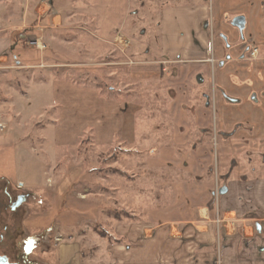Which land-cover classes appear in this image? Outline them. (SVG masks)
Returning a JSON list of instances; mask_svg holds the SVG:
<instances>
[{"label":"rangeland","instance_id":"374dc122","mask_svg":"<svg viewBox=\"0 0 264 264\" xmlns=\"http://www.w3.org/2000/svg\"><path fill=\"white\" fill-rule=\"evenodd\" d=\"M37 1L0 0V16L35 15ZM53 1L58 26L25 38L23 65L42 58L43 66L0 76V132L8 136L0 140V257L54 264L58 244L76 240L92 264H116L109 247L125 242L114 235L120 222L182 216L161 209L178 199L163 184L177 179V162L202 136L192 127L187 148L174 143L184 119L196 129L206 124L196 110L212 109L219 125L228 117L235 128L259 124L262 42L259 61L192 60H213L218 28L240 36L229 24L236 10L247 15V35V5L264 0ZM50 79L57 97L38 88L46 98L36 101L32 83Z\"/></svg>","mask_w":264,"mask_h":264},{"label":"crops","instance_id":"0c3cea01","mask_svg":"<svg viewBox=\"0 0 264 264\" xmlns=\"http://www.w3.org/2000/svg\"><path fill=\"white\" fill-rule=\"evenodd\" d=\"M37 2L35 15L0 16V76L14 73L18 68L43 66L40 64L42 58L40 63L23 65L24 53L29 50L25 38L49 27L56 28V21L62 16L52 11L53 0L47 1L45 8L41 1ZM260 6L247 5V14L253 24L250 23L247 35L244 33L247 41L237 45L241 42L240 36L233 32L224 36L220 27L216 32L221 38L220 46L213 56L214 62L200 56L192 60L194 64L207 67L216 63L248 61L242 59L245 45L264 44V31L260 32L255 25L264 17V2L261 1ZM237 14L245 16L238 10L233 12V15ZM230 37L234 38L233 41ZM42 40L39 38L37 44L33 43L39 49V56L44 46ZM227 42L237 46L229 49ZM163 51L168 50L163 48ZM32 86L31 93L36 101L47 96L52 101L57 97V80L36 81ZM38 88L46 89V97L43 98L45 92L40 93ZM213 113L212 109H198L195 114L201 122L206 120V124H198L195 129L189 119H184L183 126L177 130L174 143L182 144L183 148H187L191 138L189 133L193 134L192 127L194 133L202 134L200 141L193 145L194 151L177 162V179L169 177L168 183L163 184L165 188L171 186L175 190L176 187L173 195L178 199L175 205L162 206L161 213L173 208L182 216L159 221L120 222L114 235L125 242L113 243L109 247L116 264H264V112L258 115L261 118L257 126L245 128L231 126L229 117L224 125H219ZM242 116L249 118L251 113L243 112ZM7 137L6 133L0 132L2 142ZM169 145L168 148L173 147ZM191 154L192 158L189 157ZM145 212L154 214L153 208ZM54 264L92 262L85 258L81 244L71 240L58 244Z\"/></svg>","mask_w":264,"mask_h":264},{"label":"flooded vegetation","instance_id":"af4514ba","mask_svg":"<svg viewBox=\"0 0 264 264\" xmlns=\"http://www.w3.org/2000/svg\"><path fill=\"white\" fill-rule=\"evenodd\" d=\"M241 16H243L242 14H237V15H233V17L231 18V20H230V22H229V24L233 27V28H235V29H237L238 30V32L240 33V43L239 44H237V45H240V44H242V43H244V41H247L246 40V37L244 36V31H245V29H246V27H247V18H246V16H243L244 18H245V27H244V29H240L239 27H237V26H235L233 23H234V20L237 18V17H241ZM237 45H232V44H230L229 42H227V47L229 48V49H233V48H235ZM255 49L257 50V52L255 51ZM243 57H242V59L244 60V59H248V60H254V61H258V60H260L261 59V57L259 56L260 55V48H259V45H257V44H251V43H249V44H246L245 45V48H244V51H243ZM241 54V55H242ZM260 57V58H259ZM240 61V60H239ZM210 62H214V59L213 60H211ZM218 193V192H217ZM10 259V258H9ZM8 259V260H9ZM9 262H11V263H16V261H13V260H9ZM24 262H26L25 260H23V264H24ZM22 264V263H21ZM26 264V263H25ZM29 264V263H28ZM30 264H32V263H30Z\"/></svg>","mask_w":264,"mask_h":264},{"label":"water","instance_id":"95a60500","mask_svg":"<svg viewBox=\"0 0 264 264\" xmlns=\"http://www.w3.org/2000/svg\"><path fill=\"white\" fill-rule=\"evenodd\" d=\"M233 24L235 26L239 27L242 30L245 27V18L243 16L237 17L234 20V23ZM21 203H22V201H19L17 203V205H20ZM0 264H18V263L17 262L16 263H11V262H9V260H8V258L6 256H1L0 257Z\"/></svg>","mask_w":264,"mask_h":264},{"label":"bare ground","instance_id":"6f19581e","mask_svg":"<svg viewBox=\"0 0 264 264\" xmlns=\"http://www.w3.org/2000/svg\"><path fill=\"white\" fill-rule=\"evenodd\" d=\"M118 40H121L125 44L127 43V39L123 38L122 36L119 35Z\"/></svg>","mask_w":264,"mask_h":264},{"label":"built area","instance_id":"2783aa9c","mask_svg":"<svg viewBox=\"0 0 264 264\" xmlns=\"http://www.w3.org/2000/svg\"><path fill=\"white\" fill-rule=\"evenodd\" d=\"M255 51L257 52V50L255 49ZM5 126L4 125H1V128H4ZM28 248L26 247V249L25 250H27ZM17 263L18 264H20V262L19 261H17Z\"/></svg>","mask_w":264,"mask_h":264},{"label":"snow or ice","instance_id":"6c2138e0","mask_svg":"<svg viewBox=\"0 0 264 264\" xmlns=\"http://www.w3.org/2000/svg\"><path fill=\"white\" fill-rule=\"evenodd\" d=\"M28 243H29V244H32V243H33V241H31V240H30V241H28Z\"/></svg>","mask_w":264,"mask_h":264}]
</instances>
